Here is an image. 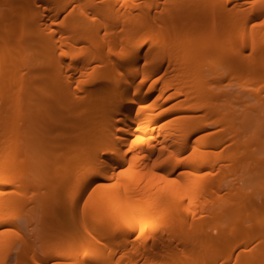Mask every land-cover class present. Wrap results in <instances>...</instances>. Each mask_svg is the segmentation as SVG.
I'll return each instance as SVG.
<instances>
[{"label": "bare ground", "instance_id": "bare-ground-1", "mask_svg": "<svg viewBox=\"0 0 264 264\" xmlns=\"http://www.w3.org/2000/svg\"><path fill=\"white\" fill-rule=\"evenodd\" d=\"M263 89L264 0H0V264H264Z\"/></svg>", "mask_w": 264, "mask_h": 264}, {"label": "rangeland", "instance_id": "rangeland-1", "mask_svg": "<svg viewBox=\"0 0 264 264\" xmlns=\"http://www.w3.org/2000/svg\"><path fill=\"white\" fill-rule=\"evenodd\" d=\"M211 60H212L211 58H208V59H206L205 61H206V62H209V61H211ZM221 78H222L221 85L224 86V87H227V85H229V83L231 82V81H230L231 79H229L228 76H224V77H221ZM213 84H216V83L213 81ZM263 90H264V89H263ZM263 90H261V91H262L261 94H263ZM234 105H235V106H234ZM234 105H233L234 107L237 106L236 104H234ZM239 106H240V107H239ZM237 107H239L238 109L241 110V108H243V105H238ZM237 107H236V108H237ZM261 108H262V109H261ZM259 114H261V117L263 116V119H264V107H260V108H259ZM210 128L213 129L214 127H212V126L210 125L209 130H210ZM262 138H263V139H262ZM257 140H259V139H257ZM257 140H256V142H254V144H253V146H252V149H251V152L253 151V154L250 153V155H251V157L253 156L252 159H253L254 157H255V159H256L257 155H259L258 158H257V160H258V159H261V155H264V146H263V145H264V143H263V141H264V136H263V137H260V141H257ZM255 143H258V144H256V146H258V145L261 146L262 143H263V145H262L261 147L258 146L259 148L256 147V146H255L256 148H253L254 145H255ZM253 149H254V150H253ZM228 150H229V151H228ZM227 151H228L229 154H230V149H227V148L223 149V152H222V156L225 157V158H227L228 155H229ZM254 153H255V154H254ZM255 155H256V156H255ZM262 158H263L262 160H264V157H262ZM252 159H251V160H252ZM255 159H254V163H255ZM257 160H256V161H257ZM251 164H252V163H251ZM255 164H256L257 167H259L258 163H255ZM252 165H253V164H252ZM260 165H262V166H260L261 168L263 167V168L261 169V171H262V170L264 169V164H260ZM248 166H250V165H248ZM250 167H251V166H250ZM250 167H246V166H245V168H244L245 172L247 171L246 168H248V169H252V168H253V166H252V168H250ZM257 167L253 168L252 170L257 169ZM223 169H224V168H223ZM223 169H222V170H221V169L218 170L219 173L223 174V175H222L223 177L225 176L224 179H223V181L226 182L227 179H229L230 181L228 182V180H227V182H226L227 184L225 183V184H226V187H225V184H223L224 187H223V189H222L221 192H220L222 195H221V194L216 195L217 193H214V194H211V195H212V198L215 197V196H219V197H220V195H221V197L224 196L226 190L228 189V188H227L228 183H231V184L234 185V182H235V183H236V186H235V185H234V186L237 187L236 190L238 189L237 193L242 192L241 190H243V191L246 190L249 194L252 193V192L254 191V192H253L254 195H255V194H258V196L261 197L260 200H261V201H262V200L264 201V199H263V198H264V176H263L264 173L262 174L261 171H260V173H259V171H254V172L249 173V172L247 171L248 174H249L250 176H253V175H254V176H256V177H252L253 180H254V183L243 184V185H244V186H243L242 183H243V182L245 183L246 181H242L243 178H244V177H242V176H243L242 173L245 174V172L242 170V168L237 172V173H238L237 175H238V176L241 175L240 177H242V180H241V178H238V180H239L240 182H239V181L236 182V179H234L235 175H234V176H231V175H229V172H228V171H227V172H228V174H227V173H226V170H225V172H224ZM259 169H260V168H259ZM259 169H258V170H259ZM263 171H264V170H263ZM247 172H246V173H247ZM255 174H258V175H255ZM237 175H236V176H237ZM238 176H237V177H238ZM246 176H247V175H246ZM225 178H227V179L225 180ZM247 178H249V177H247ZM252 178H250V179H252ZM253 180H252V182H253ZM223 181H222V182H223ZM241 181H242V183H241ZM247 181H249V179H248ZM249 182H250V181H249ZM223 183H224V182H223ZM237 183H238V184L241 183V184H240L241 186L239 185V186H240V187H239ZM243 187H245V188H243ZM241 188H242V189H241ZM90 190H91V188L89 189V191H90ZM239 190H240V191H239ZM89 191H88V192H89ZM249 191H250V192H249ZM211 195H210V197H211ZM214 195H215V196H214ZM250 195H251V198H252V199L254 198L256 202H257V201H258V202L260 201V200H258L259 197H255V196H257V195H255V196H253V197H252L253 194H250ZM260 195H262V196H260ZM257 198H258V199H257ZM254 199H253V200H254ZM256 199H257V200H256ZM261 201H260V202H261ZM263 201H262V204H259V205H258V202H257V208H255V209H254V207L251 208V212H253V213H251V215H254V216L256 215V217H257V218L254 217V218L252 219V221H251L252 224H254V223L258 220V218H260L259 214L262 215L261 218H264V216H263V215H264V213H263V212H264V211H263V210H264ZM260 202H259V203H260ZM259 206H260V207H259ZM261 206H262V207H261ZM30 207H31V206L28 205V206H25L24 209H25V210H28V209H30ZM258 207H259V208H258ZM252 210H253V211H252ZM101 212H102V211H101ZM247 212H248V211H247ZM249 212H250V211H249ZM261 212H262V213H261ZM102 213H103V212H102ZM254 213H255V214H254ZM249 214H250V213H249ZM251 217H252V216H251ZM207 218H208V217H207ZM255 218H256L257 220H254ZM261 218H260V219H261ZM205 219H206V218H205ZM250 219H251V218H250ZM248 221H249V220H248ZM253 221H254V223H253ZM249 222H250V221H249ZM253 226L255 227V226H256V223H255ZM208 229H209V227H208ZM208 229H207V231H209ZM255 229H258V227H255ZM38 230H39V227L35 225V226L32 227L31 230H29L28 232H25V235H26L27 237H29V238H32L33 235H31L30 232L36 233ZM211 231H213V230L211 229ZM214 231H215V230H214ZM214 231H213V233H214ZM251 232L254 233V230H252ZM251 232H249L248 235L246 234V235H244V236H242V237L239 238V240H241V241H242V239H245V240H247V241L249 242L250 247H252V248L248 247V246H249L248 242L245 244V245L248 247L247 249H248L249 251H250L251 249H252V250H256V249H258V248H259V247H258L259 244L262 243V242H260V239H262L261 241H263V238L260 236V235H261V232H259V230H258L259 233L256 232L255 234H251ZM213 233L208 232V234H213ZM256 234H257V237H258V235L260 234L258 238H256V236H254V235H256ZM236 240H238V239H236ZM239 240L237 241V243L242 244ZM258 241H259L260 243H259ZM242 242H243V241H242ZM250 242H251V243H250ZM40 243H41V241L39 240V242L37 241V242L35 243V245H36V246H37V245H40ZM25 244H26V243H25ZM246 246H241V248H242V247H245V248H246ZM260 248H261V247H260ZM260 248H259L258 250H256V252H258V253L254 252V253L252 254V252L250 251V252H251V253H250V254H251L250 256H251L252 258H251V257L249 258V260H250V259H251V260H250V261L248 260V263H247V264H253L254 262L257 261V259L259 258L258 256H259V254H260V253H259V252H260V251H259ZM261 249H262V248H261ZM236 250H239V249H236ZM29 251H31V250H30V249H29V250H28V249H24V248H22V247H21V248H20V247H19V248H18V247H14V248L12 249V251L7 255V257H4V258H3V259H6V260H5L4 262H2L1 264H15V258H16L15 256H16V254H18V255L22 254V255H23L22 257H24V256H27V254H28ZM249 251H247V252H249ZM236 252H237V251H236ZM255 253H256V255H255ZM253 256H254V257H253ZM255 256H257L258 258L255 257ZM60 258H61V257H54L53 262H54V261L57 262L56 260H58L59 263H60V262L63 260L62 258H61V259H60ZM217 262H218V261H217ZM219 262H220V260H219ZM219 262H218V263H219ZM251 262H252V263H251ZM62 263H63V262H62ZM62 263H60V264H62ZM52 264H58V262H57V263H52Z\"/></svg>", "mask_w": 264, "mask_h": 264}, {"label": "snow or ice", "instance_id": "snow-or-ice-1", "mask_svg": "<svg viewBox=\"0 0 264 264\" xmlns=\"http://www.w3.org/2000/svg\"><path fill=\"white\" fill-rule=\"evenodd\" d=\"M133 159H139V157H134ZM153 167H156V165L154 164ZM120 175L124 176V177L131 178V176L133 175L132 165H129L127 169L121 171ZM154 175H157V178L160 179V180H165L166 179V177H164V176H159L158 174H154ZM169 183H173L174 184L175 181H169ZM112 187H115V185H113Z\"/></svg>", "mask_w": 264, "mask_h": 264}]
</instances>
